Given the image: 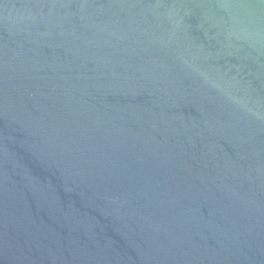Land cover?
Wrapping results in <instances>:
<instances>
[{
  "label": "water",
  "instance_id": "water-1",
  "mask_svg": "<svg viewBox=\"0 0 264 264\" xmlns=\"http://www.w3.org/2000/svg\"><path fill=\"white\" fill-rule=\"evenodd\" d=\"M0 264H264V0H0Z\"/></svg>",
  "mask_w": 264,
  "mask_h": 264
}]
</instances>
